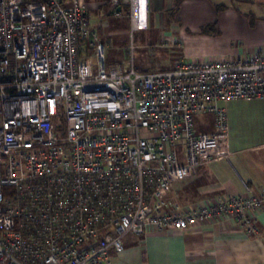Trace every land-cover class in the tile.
<instances>
[{"label": "built area", "instance_id": "1", "mask_svg": "<svg viewBox=\"0 0 264 264\" xmlns=\"http://www.w3.org/2000/svg\"><path fill=\"white\" fill-rule=\"evenodd\" d=\"M110 2L149 29L150 0ZM107 55L82 0H0V264H110L128 234L217 218L256 233L264 188L192 207L172 191L217 157L222 100H264V52L154 72ZM206 113L214 131L197 133Z\"/></svg>", "mask_w": 264, "mask_h": 264}, {"label": "crops", "instance_id": "2", "mask_svg": "<svg viewBox=\"0 0 264 264\" xmlns=\"http://www.w3.org/2000/svg\"><path fill=\"white\" fill-rule=\"evenodd\" d=\"M82 1L91 27L100 36L107 35L109 19L126 17L125 5L114 7L110 0ZM148 22L149 28L152 24L161 32L157 46L180 52L169 70L177 61L264 52V0H150ZM89 50L83 45L81 54ZM135 68L158 71L144 64ZM220 105L227 112V138L215 159L174 185L172 199L181 206L230 195L247 197L264 188V100L226 99ZM206 114L212 121L204 133H213V115ZM252 218L256 233L234 219L217 218L182 232L128 234L123 238L124 251L111 250L110 264H264V209Z\"/></svg>", "mask_w": 264, "mask_h": 264}, {"label": "rangeland", "instance_id": "3", "mask_svg": "<svg viewBox=\"0 0 264 264\" xmlns=\"http://www.w3.org/2000/svg\"><path fill=\"white\" fill-rule=\"evenodd\" d=\"M235 1L241 2L244 0ZM106 32H108L107 35L100 36L99 34V40L108 48L107 68L130 59L133 53L135 66L144 64L149 66L151 70L166 71L169 70V66L173 65L175 58L180 56L178 50H163L156 45L161 42V32L152 27V24L149 30L132 31L125 16L119 19L111 18ZM140 45L145 46V48L138 49L137 47ZM83 55L89 57L93 66L96 67L95 52L93 50L84 52ZM211 121L212 118L208 114L196 116L194 126L197 133L206 132L205 128L211 124Z\"/></svg>", "mask_w": 264, "mask_h": 264}]
</instances>
